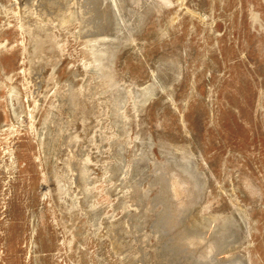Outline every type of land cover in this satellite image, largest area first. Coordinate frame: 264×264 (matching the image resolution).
Returning a JSON list of instances; mask_svg holds the SVG:
<instances>
[{
    "label": "rangeland",
    "instance_id": "374dc122",
    "mask_svg": "<svg viewBox=\"0 0 264 264\" xmlns=\"http://www.w3.org/2000/svg\"><path fill=\"white\" fill-rule=\"evenodd\" d=\"M0 264H264V0H0Z\"/></svg>",
    "mask_w": 264,
    "mask_h": 264
},
{
    "label": "bare ground",
    "instance_id": "6f19581e",
    "mask_svg": "<svg viewBox=\"0 0 264 264\" xmlns=\"http://www.w3.org/2000/svg\"><path fill=\"white\" fill-rule=\"evenodd\" d=\"M170 181V180H169ZM174 212V211H173Z\"/></svg>",
    "mask_w": 264,
    "mask_h": 264
}]
</instances>
